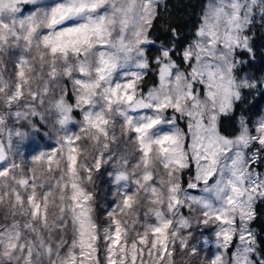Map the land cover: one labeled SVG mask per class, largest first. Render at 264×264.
<instances>
[{"label": "snow or ice", "instance_id": "obj_1", "mask_svg": "<svg viewBox=\"0 0 264 264\" xmlns=\"http://www.w3.org/2000/svg\"><path fill=\"white\" fill-rule=\"evenodd\" d=\"M164 7L166 0H0V54L16 49L13 66L18 82L7 103L11 106L21 99L30 83L28 72L33 64L27 53L32 51L39 53L42 66H49L46 61L50 60L52 77L57 74V57L62 58L67 75L73 71L68 61L78 58L74 66L80 78L74 83L81 89L84 103H90L120 64L126 65L133 56L137 69L155 67L158 86L147 90L146 97L136 96L137 81L143 79L137 71L124 83L104 88L107 104H127L133 111L171 109L187 117L189 123L183 131L176 129L155 138L150 132L163 123L159 117H145L147 123L132 129L146 157L153 144L158 147L170 175L177 169L192 172V183L184 179L182 185L169 188L168 212L177 208L190 212L195 206L201 211L199 223H216L215 228L205 229L212 237L201 245V249L208 246V264H264V105L253 111L264 98V69L253 70L258 59L264 58V48L256 43L257 17L262 22L259 30L264 32V0H207L186 43H181L183 32L169 23L161 10ZM157 26L168 33L159 47L153 38ZM89 50H95V66L86 61ZM93 72L95 79H88ZM31 94L36 99L37 94ZM59 107L64 113L63 124L72 110L62 102ZM14 115L19 118L22 114ZM85 119L97 132L108 135V121L102 114H86ZM2 125L0 116V129ZM14 135L23 134L9 129L7 143L0 140V180L16 167L7 162ZM78 144L79 137L66 136L51 151L34 155L32 163L43 162L52 171L53 166L66 162L75 174ZM61 154L63 160L58 158ZM96 166L100 167V161ZM151 179V175L145 177ZM12 180L18 189L9 195L18 207H26L33 223L0 227V264L5 260L8 264L14 260L42 264L45 257L48 264H174L180 249L199 255L183 236L184 230L192 227L186 214L173 220L157 209L155 221L129 239L128 227L119 219L123 210H113L108 213L112 227L101 235L87 206L89 197L82 190L71 197V221L62 216L57 226L49 223L52 194L38 192L34 172L12 176ZM72 187L78 189L75 183ZM184 187L187 191L181 198L179 192ZM152 191V202L162 204L156 189ZM132 206L133 197L127 195L123 207ZM69 224L73 226L71 238L57 237L56 242L48 243L49 232L62 231ZM25 231L32 239H25Z\"/></svg>", "mask_w": 264, "mask_h": 264}, {"label": "clouds", "instance_id": "obj_2", "mask_svg": "<svg viewBox=\"0 0 264 264\" xmlns=\"http://www.w3.org/2000/svg\"><path fill=\"white\" fill-rule=\"evenodd\" d=\"M257 25L262 22L257 17ZM155 37V36H154ZM153 37V38H154ZM165 41H159L157 47ZM16 49L6 50L0 54V116L3 117L2 129H0V140L7 143L8 130H18L23 135L13 136V145L7 154V162L15 163L9 177L0 180V227H8L12 223L32 224L31 217L27 214L26 207L21 209L15 203L14 197L9 193L17 190L18 186L13 182L12 176L23 177L29 172H34L38 184V192H50L49 197V223L59 226L61 217L71 221L72 215L68 211L71 207V197L77 190H82L89 197L88 207L91 210L92 218L100 228V234L104 229H110L112 217L110 211L116 210L119 219L128 227L129 239H135L136 233L142 231L145 226L155 221L154 211L159 209L167 214L170 219H178L179 214H186L191 217V231L185 229L183 236L189 241L191 248L199 250V255L193 256L189 251L180 249L177 251L174 264H208L207 245L201 249L205 239H211L212 233L205 229H213L216 223L210 222L204 226L199 223L201 211L195 206L189 212L186 208H177L175 212H168L167 200L170 195L169 188L173 184H181L184 179L192 183L194 177L188 169H177L170 175V169L164 167L165 159L160 154L158 147L153 144L150 156L146 157L141 149L133 128L147 123L145 117H159L163 123L151 130L150 136L155 138L166 133H172L176 129L184 130L189 123L187 117L171 109L156 112L151 108H142L136 111L127 104L114 103L109 106L105 99L104 88L109 84L124 83L126 78L133 72H141L143 79L137 81L136 96H147V90L158 86L156 84V69L150 66L147 69L135 67V56L126 65L121 63L113 72L110 81H105L100 88L91 96L90 103H84L80 96L81 89L74 83L79 77L75 68L78 58H70L69 64L73 65L71 75L64 73V62L57 57V74L50 76V60L46 61L49 66H42L37 58L39 53L32 51L27 53L33 68L28 72L29 85H25L24 95L13 105L9 106L7 101L10 94L14 93L15 85L18 82L16 69L14 68ZM95 50H89L86 61L92 62L95 66ZM95 79V73L88 77ZM31 93H36V99ZM66 108H71L70 119L61 123L64 113L60 110V103ZM22 115L17 118L14 113ZM86 114H102L108 121L105 129L107 136L97 132L85 119ZM243 113L241 112V115ZM240 116L237 115V119ZM132 123L129 124L128 121ZM185 136L190 134L185 132ZM79 137V163L75 174L71 173L67 163H61L59 167L53 166L52 171L41 162L33 164L32 157L41 151H51L62 143L64 137ZM190 142V141H189ZM189 155L191 151L189 150ZM63 160V155L58 156ZM97 161L100 167L97 168ZM146 161H148L146 165ZM151 175V180H145ZM78 185L74 189L72 184ZM153 188L162 204H155L153 200ZM25 194L23 189H19ZM186 187L179 192L183 198ZM127 195L133 197L131 209L123 207V201ZM61 209H64L61 212ZM37 229L41 226L36 223ZM73 235V226L69 224L62 231H51L47 234L48 243L60 240H67ZM25 239L30 240L32 236L25 231ZM179 244V237L177 238ZM4 264H8L5 260ZM13 264H23L22 260H14ZM48 264V260L42 261Z\"/></svg>", "mask_w": 264, "mask_h": 264}, {"label": "trees", "instance_id": "obj_3", "mask_svg": "<svg viewBox=\"0 0 264 264\" xmlns=\"http://www.w3.org/2000/svg\"><path fill=\"white\" fill-rule=\"evenodd\" d=\"M206 4L207 0H166V7L161 10L169 17V23L183 32L184 40L181 43H186L191 38L194 28L200 22V17ZM154 32V38L158 41H166L168 39V33L159 26L154 29ZM256 43L258 47L264 48V32L259 30V25H257ZM262 69H264V58H259L253 70L258 71ZM259 105H264V98L259 100L258 105L253 108V111H256Z\"/></svg>", "mask_w": 264, "mask_h": 264}]
</instances>
